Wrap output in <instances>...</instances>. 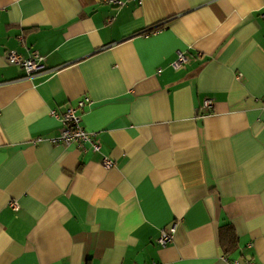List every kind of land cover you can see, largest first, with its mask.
<instances>
[{
  "label": "crops",
  "instance_id": "crops-1",
  "mask_svg": "<svg viewBox=\"0 0 264 264\" xmlns=\"http://www.w3.org/2000/svg\"><path fill=\"white\" fill-rule=\"evenodd\" d=\"M123 1L0 0V264H264V0Z\"/></svg>",
  "mask_w": 264,
  "mask_h": 264
},
{
  "label": "built area",
  "instance_id": "built-area-1",
  "mask_svg": "<svg viewBox=\"0 0 264 264\" xmlns=\"http://www.w3.org/2000/svg\"><path fill=\"white\" fill-rule=\"evenodd\" d=\"M105 3L114 5L116 7L124 6L125 2L123 0H102ZM140 3L141 0H138ZM112 19H108V22ZM5 59L9 64L17 65L24 71V77L31 78L37 74L43 73L47 68L43 64L41 55L37 51L29 53L28 56H24L15 51H6ZM187 62V57L183 52H178L176 59L171 63L174 69H181ZM89 103L87 97L79 99L75 105L66 106L62 111H57L52 109L50 111L51 115L61 122V128L57 135L50 137L49 139H43L38 137L33 139L31 142L33 145L38 144L44 140H47L51 144H75L77 147H82L84 143H89L93 151L100 150V144L96 141L92 133L87 131L85 127L81 124V111L84 109L85 105ZM211 100L206 99L204 101V108L209 109L211 107ZM102 164L105 168H110L114 165V162L109 158H104ZM10 207L13 209L18 208V203L16 201L10 202ZM175 228L174 225L170 226L169 229H164L161 231L160 235L157 237L156 242L165 246L172 242L174 237ZM230 264H260L253 259H246L242 263L239 259L229 260ZM133 264H159L157 262L149 263H133Z\"/></svg>",
  "mask_w": 264,
  "mask_h": 264
},
{
  "label": "trees",
  "instance_id": "trees-1",
  "mask_svg": "<svg viewBox=\"0 0 264 264\" xmlns=\"http://www.w3.org/2000/svg\"><path fill=\"white\" fill-rule=\"evenodd\" d=\"M105 3V2H104ZM108 4V3H107ZM109 5H111V4H109ZM111 6H113V7H116V6H114V5H111ZM229 230H230V232L228 233L229 234V236L228 235H225V241L226 242H231V244H232V242H234L235 241V239L233 238L234 237V232L231 230V227H229ZM225 242V243H226Z\"/></svg>",
  "mask_w": 264,
  "mask_h": 264
}]
</instances>
